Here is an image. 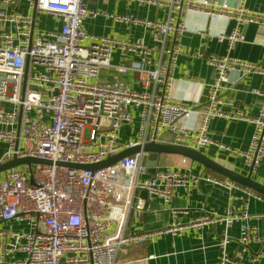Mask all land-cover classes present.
I'll return each mask as SVG.
<instances>
[{"label": "built area", "instance_id": "1", "mask_svg": "<svg viewBox=\"0 0 264 264\" xmlns=\"http://www.w3.org/2000/svg\"><path fill=\"white\" fill-rule=\"evenodd\" d=\"M26 1L30 8L26 14L0 8V164L23 157L50 163L0 171V222L5 224L0 227V264H121L118 256L129 247L162 234L201 232L216 225L222 231L215 264H264V253L249 249L250 243L259 241L250 223L249 200L262 198L250 188L205 175L204 180L227 191L225 210L203 209L189 222L177 221L173 210V219L163 228L126 232L131 210L140 213L153 197L169 206L178 188L188 191L201 177L161 165L159 155L150 171L149 153L144 151L96 171L56 164L98 163L126 148L155 142L197 151L212 147L240 158L246 171L253 173L264 158V91H251L261 97L258 112L251 117L242 110H224L219 94L231 71L264 75V67L231 55L246 40L244 27L250 23L264 26V15L246 9L245 0L235 6L210 0H125L154 7L164 15L162 19L93 9L84 0ZM3 2L9 5L14 0ZM186 12L233 21L228 32L216 36L198 31L203 38L224 42L227 51L205 56L201 45L196 49L195 57L213 71L205 87L206 103L199 107L183 104L170 93L182 54L185 22L181 14ZM36 13L57 16L61 24L57 29L36 31ZM97 16L112 18L128 29L147 30L151 44L88 33L86 18ZM115 50L123 58L127 54L136 57L113 63ZM103 69L134 73L141 89L99 81ZM150 86L153 91L147 90ZM191 112L196 114L195 125L181 123ZM217 118L249 122L252 133L247 148L212 139L208 126ZM123 133H135V137L124 138ZM187 160L181 157L182 163ZM233 224H238L239 234L237 248L229 254L227 229ZM15 254L24 257L12 259Z\"/></svg>", "mask_w": 264, "mask_h": 264}, {"label": "crops", "instance_id": "2", "mask_svg": "<svg viewBox=\"0 0 264 264\" xmlns=\"http://www.w3.org/2000/svg\"><path fill=\"white\" fill-rule=\"evenodd\" d=\"M0 0V8L14 9L26 14L30 11L26 0H14L12 4H5ZM86 5L93 9L104 10L110 13L131 14L138 17H148L151 19H162L164 15L154 7L138 5L125 0H84ZM217 4H227L235 6L239 0H210ZM244 7L254 13L264 15V0H245ZM185 22V31L182 35V54L178 59L174 71V83L170 90L171 97L186 105L199 106L203 91L206 85L213 79L212 68L202 59L195 57L194 53L199 45L205 56L208 54L224 55L226 47L224 42L208 40L203 38L198 31L203 30L207 36H216L221 32H228L233 21L225 17H212L203 12H186L181 14ZM61 24L59 17L52 14L36 13L34 29L48 30L57 29ZM88 33L100 36H112L116 38H128L133 40L142 39L146 45L151 44V36L147 30L142 28L128 29L125 24L104 16L88 17L84 22ZM246 40L236 45L231 55L247 62L258 64L264 67V26L259 24H247L244 27ZM153 57L158 54L153 52ZM136 55L127 54L124 58L115 50L112 54L113 63H121L135 59ZM98 80L102 82H119L126 87L139 90L140 84L134 73L119 74L109 69L101 70ZM225 88L221 90L219 98L222 101L224 110H242L248 117L255 116L258 112L261 97L252 93L253 89L264 91V75L242 74L240 71L228 73ZM150 86L147 90L153 91ZM157 88L156 90H158ZM181 123L194 126L196 114L191 112ZM137 125L136 119L132 123L131 129ZM127 128H125V131ZM124 132V131H123ZM252 133V126L244 120L217 118L212 120L208 126V134L216 141L228 144L235 148L245 149L248 146ZM124 138H134V134L123 133ZM214 151V161L225 168L235 167L246 170L240 158L225 156L212 147H208L200 152ZM167 155V156H164ZM224 155L225 159L220 156ZM180 155L159 154V163L168 165L178 170L186 172L189 170L191 176L201 177L198 183L190 190L183 188L176 190L171 204H164L163 200L153 197L146 200L140 213L131 210L126 222V232L151 231L160 229L169 224L173 219L172 211H176V219L179 222H189V220L200 215L203 209H215L219 212L225 210L228 205L227 191L209 181L203 176H218L226 178L214 171L205 168L202 164L187 160L181 162ZM251 178L264 186V158L261 160L256 170L251 173ZM228 179V178H227ZM254 191V190H253ZM256 192V191H255ZM258 193V192H257ZM260 194V193H259ZM261 199H250L248 210L251 214L250 223L256 227L259 241L249 244L251 252L264 253V195ZM5 224L0 222V227ZM17 227L16 223H12ZM222 227L206 226L201 232L185 230L180 235L162 234L150 242L129 247L125 252L119 254L121 264H215L219 258V248L217 242L220 239ZM239 234L238 224H233L227 229L230 241L227 245V252L232 254L237 248L236 237ZM23 254H15L12 259H22Z\"/></svg>", "mask_w": 264, "mask_h": 264}, {"label": "water", "instance_id": "3", "mask_svg": "<svg viewBox=\"0 0 264 264\" xmlns=\"http://www.w3.org/2000/svg\"><path fill=\"white\" fill-rule=\"evenodd\" d=\"M26 77V74H25ZM206 89L203 91L202 98L199 101V106H202L206 103ZM198 106V107H199ZM139 151L148 152V162L147 165L149 167V170L152 171V168L154 166V161L157 158L159 154H177L182 157H186L190 159L191 161L198 162L202 164L205 168H208L212 171H214L217 174H220L231 181L238 183L242 186H245L247 188H250L260 194L264 195V186L259 184L258 182L254 181L251 178L250 171L241 170L238 167H235L233 169H228L223 167L222 165L218 164L216 161H214V151H208L206 153L197 151L195 149L182 146V145H175V144H163V143H155V142H149L142 146H134L130 148H126L117 154L108 157L107 159L100 161L98 163L93 164H72V163H63V162H57L56 164L70 166V167H76L83 170H89V171H96L98 169H102L104 167L110 166L120 160L121 158L134 154ZM221 159H225V156H220ZM230 161H233V158H228ZM31 163H50L48 160L44 159H38L33 157H23V158H12L11 160L4 162L0 164V171L21 165V164H31Z\"/></svg>", "mask_w": 264, "mask_h": 264}, {"label": "rangeland", "instance_id": "4", "mask_svg": "<svg viewBox=\"0 0 264 264\" xmlns=\"http://www.w3.org/2000/svg\"><path fill=\"white\" fill-rule=\"evenodd\" d=\"M164 156H167V155H164Z\"/></svg>", "mask_w": 264, "mask_h": 264}]
</instances>
